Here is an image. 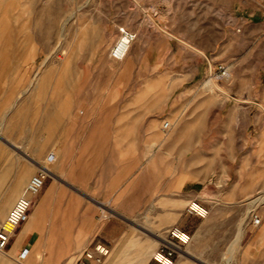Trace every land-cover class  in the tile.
<instances>
[{
  "label": "crops",
  "instance_id": "1",
  "mask_svg": "<svg viewBox=\"0 0 264 264\" xmlns=\"http://www.w3.org/2000/svg\"><path fill=\"white\" fill-rule=\"evenodd\" d=\"M183 1L177 0V5ZM149 14L158 23L157 13ZM241 19V26L251 28L263 18L253 11ZM234 25L227 20L221 30L230 31ZM184 27L167 22L171 36L165 38L171 51L185 55L186 45L199 53L215 49L217 31L208 34L215 40L206 45L187 37ZM134 34L137 38L138 30ZM145 47L147 54L153 52L148 43ZM143 68L150 76L129 96L126 110L108 106L97 114L88 109L77 115L73 94L59 95L54 78L40 76L30 92L20 93L11 90L9 78H0V224L45 157L53 156L28 218L0 253V264H75L93 244L108 249L100 264H157L151 255L161 232L172 226L187 229L196 217L184 213L187 203L211 206L216 193L203 191L230 172L227 144L232 142L228 134L235 112L227 111L225 121H219L218 96L187 89L189 81L206 75L198 66L190 79L185 78L184 61L166 67L147 61ZM159 69L167 72L158 75ZM160 118L170 120L165 133L160 130L163 121L158 127ZM203 139L213 140L216 148H206ZM220 149H226L223 155ZM100 213L108 218L98 220ZM252 229L258 233L249 247L258 252L252 259L243 255L241 262L264 264V226ZM190 237L188 250L174 264L215 261L203 259L196 249L213 244L210 239ZM238 246L237 240L232 250L228 248L227 262H233ZM23 250L25 256L18 258Z\"/></svg>",
  "mask_w": 264,
  "mask_h": 264
},
{
  "label": "rangeland",
  "instance_id": "2",
  "mask_svg": "<svg viewBox=\"0 0 264 264\" xmlns=\"http://www.w3.org/2000/svg\"><path fill=\"white\" fill-rule=\"evenodd\" d=\"M152 11L159 17L158 23L149 14ZM253 11L261 14V22L251 28L241 26V17ZM227 20L235 25L222 32ZM167 22L184 24L187 37L206 45L215 40L208 34L217 31L215 49L197 53L186 45L185 55L171 51L165 38L171 36ZM119 29L131 34L138 30L139 36L116 61L109 58L108 51L120 41ZM147 43L153 49L148 54ZM147 61L165 67L169 62L184 61L186 79L198 66L206 75L189 81L187 89L217 95L219 121H225L227 111L235 112L228 134L232 142L227 144L230 172L215 185L207 184L203 192L216 193V197L205 207L207 214L194 217L183 230L213 243L196 247L203 259H215L205 260V264H243V255L252 259L258 252L257 247H249L258 229L249 225L248 212L263 215L264 226V199L260 204L264 194H256L264 191V0H184L180 6L177 0H149L148 4L145 0H0V78H9L15 93L30 92L40 76L54 78L59 95L73 94L77 115L82 110L97 114L111 107L124 111L129 96L150 76L143 68ZM218 65L226 69L224 77H214ZM163 72L167 71H155L158 75ZM158 121L159 127L163 119ZM203 145L216 148L213 140L203 139ZM225 151L219 152L223 155ZM237 240L239 246L229 263L225 253Z\"/></svg>",
  "mask_w": 264,
  "mask_h": 264
},
{
  "label": "built area",
  "instance_id": "3",
  "mask_svg": "<svg viewBox=\"0 0 264 264\" xmlns=\"http://www.w3.org/2000/svg\"><path fill=\"white\" fill-rule=\"evenodd\" d=\"M118 32L121 36V40L115 42L108 51L109 58L116 61L123 58L129 44L135 38L134 34L127 33L122 29H119ZM213 75L215 78L224 77L226 75V69L223 66L218 65L216 66V72ZM169 128L170 124L167 121L161 123L160 130L163 133L167 132ZM52 159V154H48L45 157L37 171L22 189L4 221L0 224V253L6 249L8 241L16 229L26 222L33 200L42 189L45 179L48 177L47 167ZM256 194H264V191H258ZM184 213L186 215L203 218L207 214V209L197 201L191 200L185 206ZM248 216L249 225L252 228L258 227L263 220V215H259L255 212H248ZM107 218V215L100 213L98 220L104 221ZM190 239V235L177 226H172L163 230L158 245L151 255L152 260L157 264H174L175 259L184 253V249L190 243ZM25 253L26 251L23 250L18 255V258H23ZM107 254L108 249L105 246L93 244L91 247L81 252L80 257L76 260L75 264H86L88 261L100 264Z\"/></svg>",
  "mask_w": 264,
  "mask_h": 264
},
{
  "label": "bare ground",
  "instance_id": "4",
  "mask_svg": "<svg viewBox=\"0 0 264 264\" xmlns=\"http://www.w3.org/2000/svg\"><path fill=\"white\" fill-rule=\"evenodd\" d=\"M120 40H121V38H120ZM122 41H123V40H122ZM118 42H119V41H118ZM209 84L215 86L214 83L211 82V80L209 81ZM38 168H39V167H38ZM263 199H264V198L261 199L260 203L263 201ZM262 203H263V202H262ZM236 245H237V244H236ZM184 252H185V251H184Z\"/></svg>",
  "mask_w": 264,
  "mask_h": 264
}]
</instances>
